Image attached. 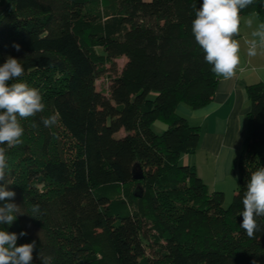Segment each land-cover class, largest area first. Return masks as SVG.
<instances>
[{
	"label": "trees",
	"instance_id": "1",
	"mask_svg": "<svg viewBox=\"0 0 264 264\" xmlns=\"http://www.w3.org/2000/svg\"><path fill=\"white\" fill-rule=\"evenodd\" d=\"M201 4L8 0L0 66L9 56L20 60L24 75L13 82L38 89L45 108L20 120L22 143L7 150L6 169L11 202L30 215L39 204L41 213L0 229L16 233L17 246L36 242L32 264H41L40 250L52 264H264V231L249 238L239 215L251 174L264 167V84L248 88L229 208L222 192L210 193L196 169L180 163L198 149L200 129L178 106H207L218 84L191 31ZM254 12L264 19L263 0L242 10L241 21ZM122 58L108 94L98 91L97 81ZM50 113L76 145L68 161L53 158V130L41 123ZM160 121L167 129L156 134ZM135 171L143 180H134Z\"/></svg>",
	"mask_w": 264,
	"mask_h": 264
},
{
	"label": "clouds",
	"instance_id": "2",
	"mask_svg": "<svg viewBox=\"0 0 264 264\" xmlns=\"http://www.w3.org/2000/svg\"><path fill=\"white\" fill-rule=\"evenodd\" d=\"M254 3V0H202L196 8L192 20L191 31L196 43L204 53V60L211 66V71L223 80L228 81L236 76L240 65V41L235 37L240 33L241 11ZM248 27L253 21H246ZM251 39H246L247 55L255 57L264 53V23L251 33ZM16 51L20 45L14 44ZM24 67L20 60L9 56L0 66V225H12L17 216L25 215L21 207L11 201L16 193L8 190L6 181L7 150L22 143L24 128L20 120L35 117L44 111L40 91L18 81L24 75ZM12 83H9V82ZM58 122L53 114L41 117V123L46 128H52ZM36 125L33 124V127ZM7 147H4V146ZM243 211L240 228L246 235L254 239L257 233L264 231V226L258 223L264 217V167L251 174L242 198ZM32 216L36 218L41 213L40 205L34 204ZM27 235L21 231L19 236ZM18 235L0 229V264H32L35 241L17 246ZM41 264H52V257L40 250L38 254Z\"/></svg>",
	"mask_w": 264,
	"mask_h": 264
},
{
	"label": "crops",
	"instance_id": "3",
	"mask_svg": "<svg viewBox=\"0 0 264 264\" xmlns=\"http://www.w3.org/2000/svg\"><path fill=\"white\" fill-rule=\"evenodd\" d=\"M248 19L253 21L251 27L246 23ZM262 23L264 19L259 12L242 18L240 33L236 38L241 44V62L236 76L228 81L218 76L216 93L211 103L199 110H193L186 104H180L177 109V113L191 126L200 129L198 149L194 154L183 155L180 163L193 166L210 193L222 192L226 198L228 192L234 194L236 191V178L232 171L247 135L250 112L248 88L264 84V53L249 57L245 44L246 39L252 38V31ZM158 123L153 125V131L162 134L167 124ZM157 124L159 130L155 128Z\"/></svg>",
	"mask_w": 264,
	"mask_h": 264
},
{
	"label": "rangeland",
	"instance_id": "4",
	"mask_svg": "<svg viewBox=\"0 0 264 264\" xmlns=\"http://www.w3.org/2000/svg\"><path fill=\"white\" fill-rule=\"evenodd\" d=\"M7 11H8V0H4L3 4L0 5V19L7 13ZM126 61H127L126 58H122L120 60H117L116 67H113L112 69L108 67L109 71H107L96 83L98 91H102L108 94L112 79L116 76V73H120L122 71ZM160 122L163 123V121H160ZM161 123H158V124H161ZM158 124L155 126L157 130H159ZM52 130H53V136H54V143L52 146L53 158L59 159L62 161L70 160V158H72L77 152L76 145L74 144L73 141H71L70 137L65 132V130L61 127L59 122H57V124L52 127ZM125 134H126L125 131L122 130L120 133L116 135V138H121L125 136ZM234 186L236 189L237 180ZM234 196H235V193L232 194L231 192H228L227 198L225 196L224 207L226 209L231 206Z\"/></svg>",
	"mask_w": 264,
	"mask_h": 264
},
{
	"label": "water",
	"instance_id": "5",
	"mask_svg": "<svg viewBox=\"0 0 264 264\" xmlns=\"http://www.w3.org/2000/svg\"><path fill=\"white\" fill-rule=\"evenodd\" d=\"M143 174H142V172L141 171H135L134 172V180L135 181H141V180H143Z\"/></svg>",
	"mask_w": 264,
	"mask_h": 264
}]
</instances>
